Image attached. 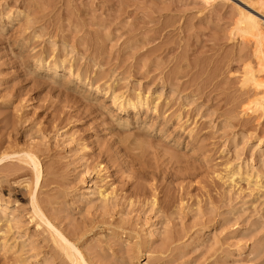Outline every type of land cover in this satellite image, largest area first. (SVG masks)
I'll return each instance as SVG.
<instances>
[{
    "label": "rangeland",
    "instance_id": "rangeland-1",
    "mask_svg": "<svg viewBox=\"0 0 264 264\" xmlns=\"http://www.w3.org/2000/svg\"><path fill=\"white\" fill-rule=\"evenodd\" d=\"M199 3L0 0V264H74L49 225L86 264H264V119L237 107L232 32L253 12ZM61 60L74 76L45 70ZM135 94L148 113L112 102Z\"/></svg>",
    "mask_w": 264,
    "mask_h": 264
},
{
    "label": "bare ground",
    "instance_id": "bare-ground-1",
    "mask_svg": "<svg viewBox=\"0 0 264 264\" xmlns=\"http://www.w3.org/2000/svg\"><path fill=\"white\" fill-rule=\"evenodd\" d=\"M200 3H202L203 6L205 7H208V8H213L214 6H216L215 4L218 3V2H226V0H196ZM230 1V0H229ZM238 2H240V4H243L244 6L248 7V9H250L253 13H250V12H245L244 10H241L239 9L238 13H239V18L236 20V23L235 25L233 26L232 28V32L234 33V37H237L238 39H240L242 41V43H246V45L249 47V49L251 48V50H248L251 51V54H252V60L251 62H246L247 64L243 67V75H241V89L239 91L242 90L243 94L245 95L243 97V100H240L238 103H239V106L237 104V107L239 109V112L240 110L242 111L243 115H247L248 117L246 118V121H248L247 119L249 118H254L255 121H258L257 124L259 125H262V121L264 119V22L262 19H264V14H262L261 12H264V0H243L245 3L249 4V6L247 4H245L244 2H242L241 0H236ZM199 3V4H200ZM192 4V3H191ZM198 4V3H197ZM219 4V3H218ZM226 4V3H225ZM223 4V5H225ZM252 4V5H251ZM227 5V4H226ZM225 5V6H226ZM233 5V4H232ZM242 5V6H243ZM117 6V5H115ZM197 6V5H196ZM234 6V5H233ZM232 6V7H233ZM236 6V5H235ZM238 6V5H237ZM236 6V7H237ZM231 7V6H230ZM235 7V8H236ZM240 6H238L239 8ZM245 7V8H246ZM237 8V9H238ZM206 10V9H204ZM249 10V11H250ZM218 11V10H217ZM223 11V10H221ZM235 11V10H234ZM210 12V11H209ZM219 12V11H218ZM217 13V12H216ZM256 14V15H255ZM233 15V14H232ZM231 15V17H232ZM258 16V17H257ZM262 18V19H261ZM129 23V22H128ZM232 26V25H231ZM182 32V31H181ZM238 44V43H237ZM236 45V44H235ZM246 45H243V46H246ZM93 46V45H92ZM240 48H243L241 47V45H239ZM240 51V50H239ZM244 51V50H243ZM238 52V51H237ZM242 52V50H241ZM239 52V53H241ZM246 52V51H245ZM88 53V52H87ZM244 53V52H242ZM248 53H246V55H248ZM54 55V54H53ZM238 55V54H237ZM245 55V54H244ZM249 56V55H248ZM248 56L246 57L247 60H250V57L248 59ZM234 58V57H233ZM246 60V61H247ZM235 61V59H234ZM42 60L39 59L37 60V65H39L40 67L42 66ZM50 62V61H49ZM242 62V59L240 61V63ZM244 62V60H243ZM36 63V62H35ZM70 63V62H69ZM245 63V62H244ZM243 63V64H244ZM53 64V63H52ZM144 64V63H143ZM146 64V63H145ZM67 65L68 63H66L65 61H62L60 63L56 62L54 63L52 66H48L47 68H45V70L51 74L52 76L56 77L58 75L59 72H66L67 70H69V76L72 77L74 76V72L72 70V68H67ZM70 65V64H69ZM230 65V63H229ZM242 65V63H241ZM243 66V65H242ZM241 66V68H242ZM39 67V68H40ZM69 67V66H68ZM109 67V66H108ZM221 68V67H220ZM43 69V68H42ZM142 69V68H141ZM239 69V68H238ZM236 72V71H235ZM67 73V72H66ZM65 73V74H66ZM215 76V74H214ZM235 76V75H234ZM75 77L77 78V75H75ZM80 78V77H78ZM239 81H240V77L238 78ZM104 80V79H103ZM126 80V79H125ZM209 80V79H208ZM153 81V80H152ZM101 82V81H99ZM89 85L87 88H89V90H94L95 91H98V87H96L94 89V87H92L90 85V83H84L83 85L86 86V85ZM121 84V83H120ZM167 84V83H166ZM237 84V83H236ZM239 84V82H238ZM104 85V84H103ZM106 86V85H105ZM110 86V84H107V88H105L106 90H108V87ZM211 86V85H210ZM237 86V85H236ZM239 86V85H238ZM119 87V86H118ZM240 87V86H239ZM120 88H122L120 86ZM77 89V88H76ZM239 89V88H238ZM238 89H235L237 93V90ZM189 91V90H188ZM212 92V91H211ZM234 93V94H235ZM124 94V93H123ZM233 94V93H232ZM240 94V93H238ZM131 95V94H130ZM242 95V94H240ZM115 96V95H114ZM113 96V97H114ZM122 96V95H121ZM232 96V95H231ZM236 98V97H234ZM242 98V96H241ZM231 99V98H230ZM114 102L113 104L117 107H119V110H120V113L124 114V115H129L130 113H137L139 114L140 112H146L148 113L149 110H150V104L148 103V99H147V96L143 97L142 95L140 94H135L131 97H125V96H115L114 99H112ZM231 101V100H229ZM233 101V100H232ZM159 102V101H158ZM176 103V102H175ZM112 104V105H113ZM228 104V102H227ZM236 104V103H235ZM234 105V104H233ZM235 106V105H234ZM226 107V106H225ZM236 107V106H235ZM236 107V108H237ZM203 109V108H202ZM153 110H157L156 108H154ZM235 111L237 109H234ZM234 112V111H233ZM183 113V112H182ZM235 113V112H234ZM238 113V112H237ZM227 114V113H225ZM232 114V112H231ZM239 114V113H238ZM237 114V115H238ZM154 116L157 115V112H154L153 114ZM234 115V114H233ZM242 115V117H243ZM232 116V115H230ZM166 117V116H165ZM165 117L163 116V118L165 119ZM173 117V116H172ZM235 117V115H234ZM187 118V117H186ZM231 118V117H230ZM238 118H239V115H238ZM237 118V119H238ZM245 118V117H244ZM232 119V118H231ZM234 119V118H233ZM236 119V120H237ZM240 120H243L241 118H239ZM240 120L238 124H241L240 123ZM252 120V119H251ZM230 122V121H229ZM233 122V121H232ZM250 122V121H249ZM244 123V122H243ZM242 123V124H243ZM256 123V122H255ZM247 124V123H246ZM254 124V123H253ZM191 125V124H190ZM256 125V124H255ZM230 126V125H229ZM241 126V125H240ZM249 126V125H248ZM254 126V125H253ZM239 127V125H238ZM256 127V126H254ZM253 127V128H254ZM257 127H260V126H257ZM256 127V129H257ZM263 127V126H261ZM228 128V127H227ZM242 128V127H241ZM244 128V126H243ZM242 128V129H243ZM234 129V128H232ZM245 129H247L245 127ZM249 129V128H248ZM263 129V128H262ZM175 130V129H174ZM252 130V129H251ZM260 132V131H259ZM243 133V132H242ZM248 133V132H247ZM253 133V132H252ZM263 134V132H262ZM250 136H252V134H249ZM255 135V133L253 134ZM259 135V134H258ZM257 135V136H258ZM191 136V135H190ZM245 136V135H244ZM248 136V135H247ZM250 136H249V139H250ZM260 136V135H259ZM236 137V136H235ZM246 137V136H245ZM253 137V136H252ZM262 137V135L260 136V138ZM232 138V137H231ZM248 138V137H247ZM234 140V139H233ZM140 141V140H139ZM138 142V141H137ZM258 146L257 147H260L264 145V136L259 140L258 142ZM143 144V143H142ZM145 144V143H144ZM248 144V143H247ZM244 146V145H243ZM242 146V148H243ZM223 147V146H222ZM245 148V147H244ZM260 150V149H258ZM9 151V149H8ZM235 152V151H234ZM237 152V151H236ZM241 153V152H240ZM244 153V152H243ZM260 153V152H259ZM240 155V154H239ZM235 156V155H234ZM233 156V157H234ZM17 157V156H16ZM236 157V156H235ZM6 158V157H5ZM3 158V159H5ZM238 158V157H237ZM29 159H30V164L32 165V168L34 169V173L36 175V186H37V183L38 181L40 180V177H41V171H40V163L38 162L37 158L34 157V156H31L29 155ZM234 159V158H233ZM242 159V158H241ZM253 159V158H252ZM13 160V159H12ZM22 160V159H20ZM237 160V159H236ZM262 160V159H261ZM26 161V160H25ZM234 161V160H233ZM264 161V160H263ZM21 162V161H20ZM229 164V163H228ZM233 164V163H232ZM230 163V165H232ZM226 167V165H223ZM206 167V166H205ZM237 167V166H236ZM248 167V166H247ZM246 167V168H247ZM214 168V167H213ZM261 168V167H260ZM228 169H230V171L228 172V175L226 176L227 177V180L231 183H233L235 181L236 178H239L240 180L241 179H246L247 181L250 179V177L252 178L253 176L252 173H248V172H243L242 171V168L241 166L235 168L233 167V169H231V167H229ZM248 170V169H247ZM254 171V169H253ZM263 171V169H262ZM264 173V172H262ZM264 175V174H263ZM225 177V179H226ZM256 180L259 179L261 180V175H257L256 174V177H254ZM263 178V177H262ZM204 179V178H203ZM254 179V180H255ZM264 179V178H263ZM223 181V180H222ZM226 181V180H225ZM227 181V182H228ZM239 181V180H238ZM243 181V180H242ZM5 182V181H4ZM208 182V181H207ZM237 182V181H236ZM249 182V181H248ZM251 182H253L251 180ZM6 183V182H5ZM223 183V182H222ZM231 183V184H232ZM256 183V184H255ZM254 184L257 188L259 189H264V181L263 182H259V181H256ZM236 185V184H235ZM227 186V185H226ZM238 186V185H237ZM251 186V185H250ZM232 187V186H230ZM254 187V186H252ZM28 188V186H27ZM235 188V187H234ZM12 190V189H11ZM235 190V189H234ZM255 190V189H254ZM259 191H262V190H259ZM253 192V191H252ZM264 192V191H263ZM11 193V192H10ZM260 193V192H259ZM258 193V194H259ZM98 196L100 198H102L104 201L107 200L108 196L105 195L106 193H104L102 190L98 191L97 192ZM109 194V193H108ZM244 194V193H243ZM35 199V198H34ZM35 203V202H34ZM33 204V203H32ZM37 204V203H35ZM34 205V204H33ZM38 206V205H37ZM36 206V208H38ZM33 207V206H32ZM0 209H1V206H0ZM34 211L36 217H38L39 220L43 221L44 223H46L48 225V222H46L45 220V217L43 216V214H41V212L38 210H33ZM4 212V211H3ZM33 213V212H32ZM46 213V212H45ZM5 214V213H4ZM216 214V213H215ZM33 216V214H32ZM4 217V216H3ZM1 217V218H3ZM6 217V216H5ZM10 217V216H9ZM31 217V216H30ZM4 219V218H3ZM33 219V218H32ZM34 219H36L34 217ZM36 219V221L38 220ZM5 220V219H4ZM2 220V221H4ZM34 221V220H33ZM32 221V222H33ZM43 222H40V223H43ZM260 222V221H259ZM5 223V222H4ZM3 223V224H4ZM39 223V224H40ZM14 224V223H13ZM33 224V223H32ZM50 224V223H49ZM10 225V224H8ZM43 225V224H42ZM2 226V225H1ZM7 228V227H6ZM49 228L51 230V232L53 233V235L51 236H54V240H55V244H57V246L61 249V251H63L65 253V256L68 257L72 263L74 264H86L84 263L82 257H81V254L79 253V251L75 250V247L73 248V246H70L69 242L67 243V241L60 235V233L58 234V232H56L55 229H53L52 226L49 225ZM119 228H121L119 226ZM9 230V228H8ZM27 231V230H26ZM5 232H6V229H5ZM47 232V231H46ZM2 233V232H1ZM7 233V232H6ZM50 233V232H49ZM150 235L153 237L155 236L154 235V231H151ZM165 235H166V232H165ZM50 236V235H49ZM57 237V238H55ZM151 238V237H150ZM264 238V237H263ZM57 239H60V241H58ZM53 240V242H54ZM1 244V243H0ZM3 244V243H2ZM3 246V245H2ZM55 246V245H54ZM4 247V246H3ZM1 247V248H3ZM4 249V248H3ZM2 249V250H3ZM6 249V248H5ZM24 250V249H23ZM146 250V249H145ZM165 250V249H164ZM6 252V251H5ZM252 252V251H251ZM20 253V252H19ZM22 253V252H21ZM61 253V252H60ZM63 255V254H61ZM140 255V254H139ZM147 255V254H146ZM16 257V256H15ZM57 258V257H56ZM7 259V258H5ZM67 259V258H66Z\"/></svg>",
    "mask_w": 264,
    "mask_h": 264
}]
</instances>
